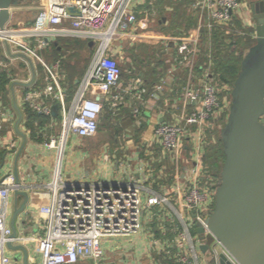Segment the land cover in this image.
I'll return each instance as SVG.
<instances>
[{
    "label": "built area",
    "instance_id": "1",
    "mask_svg": "<svg viewBox=\"0 0 264 264\" xmlns=\"http://www.w3.org/2000/svg\"><path fill=\"white\" fill-rule=\"evenodd\" d=\"M242 2L192 0L190 7L199 25L196 31L174 38L180 44L173 57L172 74L180 68L195 70L204 27L211 31L219 25H231ZM143 3L140 0H44L33 23L7 24L0 28L1 44L39 61L45 68V85L29 88L24 93L25 105L37 114L52 117L53 104L58 102L61 125L59 135L43 143L46 149L56 150L51 181L44 187L29 188L30 204L42 218L36 232L12 236L10 196L23 189V185L12 171L0 182V264H16L8 252L9 243L38 252V264H80L86 260L101 264L107 255L106 242L129 239L137 233L154 234V224L167 237L164 249L167 258L177 264H220L221 255L227 264H240L211 232L207 222L214 211L222 178L208 171L203 155L214 138L217 123L228 119L233 91L230 84L220 83L212 71L211 53L210 70L193 76L191 86L182 94L184 105L179 119L158 122L154 128L151 147L160 144L165 156H181L187 140L196 147L199 157L183 178L174 175L172 185H168L166 167L159 170L150 159L135 173L143 176L141 179L86 183L63 177L70 135L95 137L100 131L105 106L115 114L130 96L139 103L132 112L139 125L143 106L148 101L146 96L156 99L165 91L162 83L153 89L148 87L142 75L134 76L123 86L122 65L115 45L122 37L136 38L139 30L148 28L156 17L154 8L142 9ZM237 33L249 35L246 29ZM62 38L85 40L94 47L86 75L70 102L61 70L63 58L51 64L42 54L51 51L53 44ZM90 92L95 96H89ZM187 106L191 108L188 110ZM7 117V111L0 108V129ZM102 157L106 162H119L120 175H135L127 171L126 158L120 161L108 151ZM153 177L163 180L160 190L150 184ZM198 225L203 227L202 233L198 232ZM202 245H208L204 255L200 253Z\"/></svg>",
    "mask_w": 264,
    "mask_h": 264
},
{
    "label": "crops",
    "instance_id": "2",
    "mask_svg": "<svg viewBox=\"0 0 264 264\" xmlns=\"http://www.w3.org/2000/svg\"><path fill=\"white\" fill-rule=\"evenodd\" d=\"M140 1H144L142 9L154 8L156 16L161 10L175 14L176 11L173 5H176L177 2L182 3L186 8L187 15H185V18L188 20L186 30L178 27L173 33L168 34L153 30L157 20H159L155 17L151 19L148 28L139 30V35L136 38L133 39L130 36L122 37L115 45L121 65H126L122 77L123 86L129 83L134 76L142 75L148 87L153 89V87L162 83L165 91L156 99L146 96L148 101L143 106L144 115L139 125H137L132 113L133 108L139 105L138 100L132 96L128 97L126 102L119 106L112 118L114 120L117 117V121L121 123L119 124V136L115 140L111 139V141L101 144L98 151L94 152L91 147L84 146L83 141L87 138H80L74 134L70 135L68 140H75L77 146L69 155L67 166L64 165L63 177L67 181L88 183L100 180L116 181L130 177L141 179L143 176L141 177V175H136L135 173L138 168L146 165L145 162L148 159L152 160L153 166L159 170L163 166L166 167L165 171L168 178L165 179V183L168 185H172L174 175H181V178H183L186 175V171L190 167L195 166L199 153L190 140L185 142L181 156L177 158L176 156L163 155V149L158 143H155V147H151L156 124L163 121L175 122L179 119V113L184 105L182 94L185 88L191 86L193 76L196 74L199 76L202 72L210 70V53L214 57L211 69L215 72L216 33L220 32L224 37H227L228 46H231V49L235 50L239 55L240 53L243 55L246 50L250 49V45L256 42L255 22L251 11V5L256 0H243L241 7L234 13L231 25H219L211 31L204 27L200 39L201 53L197 57L195 70L180 68L172 74L173 57L177 46L180 44L174 38L186 36L190 32L196 31L199 25L197 15L190 7L192 0H170L171 4H168L165 0ZM43 2L44 0H23L21 4L11 8L12 17L8 24L33 23L38 13V11H34L38 7L35 4L38 3L41 6ZM33 13H35V16H32L34 15ZM163 22H167L166 18H163ZM245 29L249 35L242 36L237 33V31ZM246 41L251 44L246 45ZM141 44L151 46L154 56L148 59L144 55V50L139 51L138 46ZM53 46L56 49L52 55H49L51 58L46 55L48 51H43L42 54L45 60L47 58L48 61H46L51 64L56 59L63 58L64 62L61 70L68 83L71 80L74 81L76 92L81 80L86 75L93 57V44L91 45L90 42L80 39L62 38L56 41ZM56 46H58V49ZM240 46L242 47L241 52L237 48ZM77 52H84L90 55V61L84 70H81L80 67L78 68L79 71L71 70V66L74 69L73 64L77 62L70 63L68 54ZM27 57V55L0 43V75L6 73L9 79L5 84H2L3 78L0 79V108H3L8 113V117L2 121L3 127L0 129V182L9 171L15 174V159L19 151L17 143L18 141H20V144L23 142V137L16 127L21 114L22 120L19 123V130L26 134V145L18 160L17 169L20 183L23 185L22 190L27 191L31 196L30 187H44L52 179L56 150L46 149L43 143L51 136H58L61 125L59 107L56 115L53 112L52 117L43 116L38 118L33 127L28 125V107L24 103V93L33 86L45 85L47 80L44 66L39 61L28 57L32 60V67ZM197 81L199 83L198 78ZM75 92L71 99H73ZM89 96L93 97L95 93L90 92ZM54 106L55 104H53ZM190 108L191 106H187L188 110ZM105 151L116 156L120 161L126 158L129 164L126 168L127 171L130 173L134 172L135 175H120L118 173L120 163L116 160L111 162L104 161L102 156ZM46 153H49L50 156H44ZM203 159L205 162V154ZM160 183H163V180L161 181V179L154 177L150 182L151 185L159 190ZM24 200L23 196H16L15 192L11 193L10 225L16 204L20 206ZM30 202L29 198L25 210L18 216L16 221L17 231L20 235H30L36 232L42 223V218L31 206ZM153 228L154 234L151 235L143 232L134 234L129 239H117L114 241L115 243L113 241L106 242L105 245L108 247L107 255L101 264H177L167 258L164 252L167 245V237L163 235L156 224L153 225ZM170 238L172 237L170 236ZM11 251L13 250L8 252L10 253ZM204 252L200 249L201 254L204 255ZM21 253L23 255L22 251ZM33 253L35 251L29 249L31 264L37 260L36 253ZM16 264H24V261L16 262ZM80 264L96 263L92 260H86Z\"/></svg>",
    "mask_w": 264,
    "mask_h": 264
},
{
    "label": "water",
    "instance_id": "3",
    "mask_svg": "<svg viewBox=\"0 0 264 264\" xmlns=\"http://www.w3.org/2000/svg\"><path fill=\"white\" fill-rule=\"evenodd\" d=\"M22 2L0 0L1 29L11 20V8ZM251 11L256 42L244 54L242 68L234 83L230 112L221 133L226 155L222 181L214 211L207 222L211 232L240 264H264V0L252 3ZM27 59L33 67L32 60ZM53 112L58 113V104L53 107ZM21 120L20 114L16 127L23 142L17 143V182H20L18 160L26 145V134L19 130ZM15 194L25 200L20 206L16 204L11 218L13 237L18 233L17 218L29 201L27 191L18 189ZM203 231L198 225V232ZM8 248L22 251L24 264H31L29 249L25 245L9 243ZM207 248L208 245L201 246L203 251ZM221 257L220 264H227L224 255Z\"/></svg>",
    "mask_w": 264,
    "mask_h": 264
},
{
    "label": "rangeland",
    "instance_id": "4",
    "mask_svg": "<svg viewBox=\"0 0 264 264\" xmlns=\"http://www.w3.org/2000/svg\"><path fill=\"white\" fill-rule=\"evenodd\" d=\"M165 1L168 2V4H171L170 0H165ZM36 5L38 7H40V4L37 3V4H35V6ZM173 6H174V9L176 11L175 14L168 12V11H165V10H161V12L158 13V15H157L158 17L156 16V18L159 20H157L155 26L153 27V30H158L160 32L168 34V33H173L176 30V28H178V27H180L181 29H185V30L187 29L188 20H187V18H185V15H187V14H186V9L184 8L183 4L180 2H177L176 5H173ZM38 7L34 11L37 12ZM33 14L34 15H32V16H35V13H33ZM162 18H164V19L166 18L167 22H165V23L159 22ZM237 48H238V51L241 52L242 47L240 46ZM138 50L139 51L144 50L145 51L144 55H146V57L148 59L150 57L154 56L153 51H152L153 48L151 46L141 44L138 46ZM247 51L248 50H246L245 53ZM136 53H138V52H136ZM244 54L242 55L240 53V56L243 58ZM46 60H47V58H46ZM68 61H70V63H72V62L74 63L75 61L77 62L76 64H73L74 69H72V66H71V70L79 71V69H78L79 67L81 70H84V69H86V67L90 61V55H87L84 52L83 53L77 52V53H72V54L69 53L68 54ZM122 67L125 69L126 65L122 64ZM107 113L108 112H104V118H102V121L100 124V131L97 134V136L94 138H91V139L90 138L84 139V141H83L84 146L91 147L94 150V152L98 151L100 145L103 144L104 142L111 141V139L115 140L116 137L119 136L118 133L120 131L117 128L119 127V124H121V123H119L117 121V117L111 121L109 119L105 118ZM224 126H225V119L220 121L219 123H217V127L215 128V132H214V138L212 139L211 144L215 143L217 141V138H218L219 134H221ZM76 146L77 145H76L75 140H71V139L68 140V143L66 146V151H65V162H64L65 166H67V161H68L69 155L73 152V150L76 149ZM44 156L49 157L50 154L46 153V154H44ZM113 243H115V242L113 241ZM10 253L13 255V258L16 260L17 263L23 260V255L20 251H11ZM35 253H33V254H35V256L37 257V260H39L38 252H35Z\"/></svg>",
    "mask_w": 264,
    "mask_h": 264
},
{
    "label": "trees",
    "instance_id": "5",
    "mask_svg": "<svg viewBox=\"0 0 264 264\" xmlns=\"http://www.w3.org/2000/svg\"><path fill=\"white\" fill-rule=\"evenodd\" d=\"M159 22L162 23L163 18ZM215 37H216L215 38V45H216L215 72L216 74H218V80L220 81V83H228L231 85V87H234L235 80L242 68L243 58L239 54H237L235 50H232L231 46H228V38L224 37L222 33L220 32L216 33ZM249 44L251 43L249 41H246V45H249ZM251 46L252 45H250V47ZM56 47L58 49V46ZM55 49H54V46H52V50L49 51L48 54H46L48 58H51L49 57V55H52ZM122 71L124 74L123 67H122ZM2 78H3L2 84H5L9 80L6 73H2V75H0V79ZM64 86L66 88L67 101L70 102L75 92L76 84L72 80L69 81V83L65 80ZM54 104L55 105L58 104V107H59L58 102H55ZM27 112H28V118H29L28 125H31L32 127L34 126V123L38 118L43 117V115L37 114L29 108L27 109ZM104 112H108L105 118L111 121L114 115H113V111L110 109L108 105L105 106ZM103 118H104V113H103ZM226 122L227 121H225V124ZM117 129L119 130V127ZM225 159H226V155L224 152V144L222 141V135L219 134L217 141L207 147L204 163L207 166L208 171L211 172L212 175L220 176L221 171H222L221 169L223 168L224 163H225Z\"/></svg>",
    "mask_w": 264,
    "mask_h": 264
},
{
    "label": "flooded vegetation",
    "instance_id": "6",
    "mask_svg": "<svg viewBox=\"0 0 264 264\" xmlns=\"http://www.w3.org/2000/svg\"><path fill=\"white\" fill-rule=\"evenodd\" d=\"M257 1H260V0H256V2H257ZM254 2H255V1H254ZM254 2H253V3H254Z\"/></svg>",
    "mask_w": 264,
    "mask_h": 264
}]
</instances>
